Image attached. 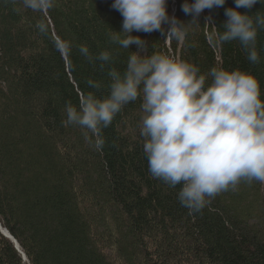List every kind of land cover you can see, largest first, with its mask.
Here are the masks:
<instances>
[{
    "label": "trees",
    "instance_id": "trees-1",
    "mask_svg": "<svg viewBox=\"0 0 264 264\" xmlns=\"http://www.w3.org/2000/svg\"><path fill=\"white\" fill-rule=\"evenodd\" d=\"M185 2L194 0H166L168 16L183 23V41L166 39L169 24L163 34L132 32L145 41L140 52L112 42L123 30L114 0H54L47 16L0 0V227L12 237L0 231V264H264V184L241 182L190 213L178 200L181 186L149 172L142 98L102 129L100 151L86 142L85 129L64 123L66 105L79 111L82 94L107 98L108 72L123 75L136 52L197 67L205 87L213 68L251 74L264 101V29L257 30L253 64L239 41L219 42L234 0L197 21L182 11ZM237 11L255 20L264 16V0ZM62 43L70 55L58 50ZM105 51L109 62L95 59Z\"/></svg>",
    "mask_w": 264,
    "mask_h": 264
},
{
    "label": "clouds",
    "instance_id": "clouds-1",
    "mask_svg": "<svg viewBox=\"0 0 264 264\" xmlns=\"http://www.w3.org/2000/svg\"><path fill=\"white\" fill-rule=\"evenodd\" d=\"M19 2L43 16L54 7V0ZM225 2L194 0L185 2L182 11L197 21L204 10L223 7ZM234 2L235 8L225 10V31L219 34V42L239 41L248 60L259 63L255 45L257 30L264 29V16L257 13L254 20L237 11L251 9L258 0ZM112 8L122 16L123 30L111 39L124 49L136 45L140 52L145 51V41L131 33L163 34L164 24L170 25L166 39L183 41L185 37L183 23L168 16L166 0H114ZM37 28L46 31L43 22ZM117 33L126 35L121 39ZM58 50L70 55L71 46L62 43ZM79 51L93 61L86 46H80ZM140 52L130 55L123 75L114 68L108 72L112 83L107 98L82 94L79 111L69 102L65 125L85 129L86 142L100 151L105 144L102 129L111 125L125 105L142 98L141 135L149 172L170 187L180 185L178 200L190 213L202 211L223 192L237 190L241 182L264 184V101L255 77L239 70L213 68L208 73L212 83L205 87L207 76L199 74L197 67L163 55L142 57ZM95 59L109 62L110 54L105 51ZM87 83L100 88L98 82Z\"/></svg>",
    "mask_w": 264,
    "mask_h": 264
},
{
    "label": "water",
    "instance_id": "water-1",
    "mask_svg": "<svg viewBox=\"0 0 264 264\" xmlns=\"http://www.w3.org/2000/svg\"><path fill=\"white\" fill-rule=\"evenodd\" d=\"M0 231H1V233L4 235V236H8V237H10L11 239H12V237L10 236V234H8V232H4L2 229H1V227H0ZM17 245V244H16Z\"/></svg>",
    "mask_w": 264,
    "mask_h": 264
},
{
    "label": "bare ground",
    "instance_id": "bare-ground-1",
    "mask_svg": "<svg viewBox=\"0 0 264 264\" xmlns=\"http://www.w3.org/2000/svg\"><path fill=\"white\" fill-rule=\"evenodd\" d=\"M5 233L7 232L5 229H2ZM9 234V233H8ZM6 237H8V236H6ZM8 238H10V237H8ZM11 239V238H10Z\"/></svg>",
    "mask_w": 264,
    "mask_h": 264
}]
</instances>
